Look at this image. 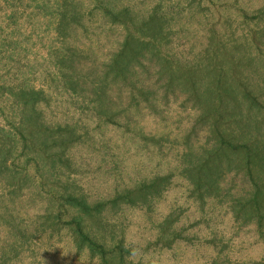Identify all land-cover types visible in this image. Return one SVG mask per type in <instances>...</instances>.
<instances>
[{
	"label": "trees",
	"instance_id": "obj_1",
	"mask_svg": "<svg viewBox=\"0 0 264 264\" xmlns=\"http://www.w3.org/2000/svg\"><path fill=\"white\" fill-rule=\"evenodd\" d=\"M241 1L38 4L55 23L50 80L37 86L18 59L2 60L13 44L0 48V264L23 262L33 241L64 236L97 264H156L134 259L125 216L154 212L176 177L200 218L184 225L171 208L154 222L156 245L193 243L188 228L202 226L200 244L217 251L207 264H231L219 249L227 225L264 246V0L249 8ZM173 104L187 114L174 117L177 130L143 123L168 120ZM109 128L121 132L124 150L155 148L165 163L122 183L131 174L110 153ZM96 151L107 174L87 168ZM87 173L111 190L94 193ZM217 210L232 222L221 221L220 234L210 226ZM242 264H264V253Z\"/></svg>",
	"mask_w": 264,
	"mask_h": 264
},
{
	"label": "rangeland",
	"instance_id": "obj_2",
	"mask_svg": "<svg viewBox=\"0 0 264 264\" xmlns=\"http://www.w3.org/2000/svg\"><path fill=\"white\" fill-rule=\"evenodd\" d=\"M42 1L44 2L45 0H0V48H2L3 44H13V50L10 49L9 52L1 54L2 60L9 63L8 65H13V61L18 59V64L20 62L22 67L21 72L31 77L33 83L37 86L46 84L50 80L46 79L48 77L47 74L50 73L49 69L52 67L48 62V50L54 44L56 35L53 18L46 13L45 9L42 10L37 7ZM156 1L147 0L146 4L148 6ZM259 1L262 2V0H243L240 4L249 8L250 6L258 5ZM13 13L16 14L17 19L15 23H10V16ZM13 31L16 32L15 35L12 33ZM14 41L19 42V46ZM12 53L13 55H11ZM168 116V120L149 117L143 123L147 128L155 129L158 132L177 130L179 124H172L174 117L185 118L187 114L181 112L177 104H173L168 111ZM93 132L95 136L99 135L95 129ZM107 135L111 138H108L111 155L115 154L121 157L124 161V169L131 174L127 175L124 172L126 181L122 183L129 181L128 176L135 178L139 174L151 173L157 169L159 162L165 163V159L162 158L161 153H157L155 148L150 149V154L145 152L137 153L136 146H133L130 150H124L121 132L114 128H109ZM120 153L122 154L120 155ZM102 157V153L100 154V151H96L93 159L89 161L90 167L86 166L89 170H93L92 173L96 175L107 174L105 166H103L102 170L100 169L99 161ZM113 176L112 182L114 181ZM108 177L110 176L108 175ZM82 179L85 186L89 187L92 185L93 192L96 194L103 192V190H111L109 181H104L102 185L98 183V180L92 182L90 173L85 174ZM171 208L180 209L179 212L183 214L181 223L184 225L190 226L191 224L192 226L194 220L200 218L198 204L188 198L187 182L179 177L175 178L173 186L164 199L158 202L154 212L146 213L138 209H128L126 212L127 217L125 216V223L127 224L126 234L127 242L133 248L134 259L142 261L152 260L156 264H207L212 257L216 256L217 251H214L212 244L204 242L200 244V228H203L202 226L194 225L188 228V232L193 235V243L180 242L172 248H161V246L156 245L157 230L154 222L162 218ZM216 215L218 219L210 226L211 229L216 228V232L220 234L222 233L220 222L232 223L231 217L227 214L224 216L219 214L218 210ZM204 229L209 228L206 227ZM224 232L226 233L225 244L220 246L219 249L224 246L225 253L229 254L232 259L231 264H242V262L250 258H258L263 255L264 246L257 241L255 235L249 230L239 233L235 228L226 225ZM32 248V251L23 252V262L13 260V263L97 264L91 261L86 254L77 255L66 236L62 237V239L56 238L52 242L45 240L43 244L33 241Z\"/></svg>",
	"mask_w": 264,
	"mask_h": 264
}]
</instances>
